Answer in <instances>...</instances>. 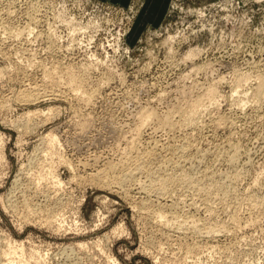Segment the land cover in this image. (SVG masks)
I'll list each match as a JSON object with an SVG mask.
<instances>
[{"label":"rangeland","instance_id":"374dc122","mask_svg":"<svg viewBox=\"0 0 264 264\" xmlns=\"http://www.w3.org/2000/svg\"><path fill=\"white\" fill-rule=\"evenodd\" d=\"M262 80L264 0H0V253L22 264H264ZM52 135L53 150L41 144ZM126 152H150L149 176L169 170L207 191L100 186L93 175ZM226 176L229 197L213 186ZM145 198L153 212L174 202L186 223L162 226L139 208ZM208 223L219 232L203 233Z\"/></svg>","mask_w":264,"mask_h":264},{"label":"bare ground","instance_id":"6f19581e","mask_svg":"<svg viewBox=\"0 0 264 264\" xmlns=\"http://www.w3.org/2000/svg\"><path fill=\"white\" fill-rule=\"evenodd\" d=\"M34 17H35V15H34ZM34 19V18H33ZM72 20V19H71ZM32 22V21H31ZM78 24H80V23H78ZM95 25V24H94ZM73 26V25H72ZM76 26V25H75ZM89 26V25H88ZM74 27V26H73ZM77 27H80V26H76V28ZM28 28V27H27ZM26 28V29H27ZM75 28V27H74ZM92 28V27H91ZM29 30H30V28H29ZM32 30V29H31ZM83 30H84V27H83ZM86 30V29H85ZM22 31V30H21ZM27 31V30H26ZM84 32V31H83ZM18 33V32H17ZM21 32H19L18 33V35H16V36H20L21 34H20ZM172 39V38H171ZM166 42V41H165ZM167 43V42H166ZM171 43V42H170ZM200 51V49H197V51ZM196 51V52H197ZM190 52H192V50L190 51ZM195 52V53H196ZM191 54V53H190ZM194 55V52L192 53V56ZM194 56H196V54L194 55ZM189 57V56H188ZM2 75V74H1ZM72 79H74V78H72ZM71 79V80H72ZM259 80V79H258ZM239 85V84H238ZM257 86V85H256ZM36 88L37 87H35V88H33L32 89V87L30 88L31 90H36ZM25 90V89H24ZM30 90V91H31ZM210 90H212V89H210ZM256 91H254V92H256V94H257V99H258V96H261V94L264 92V80H262V82H260L259 84H258V86L256 87V89H255ZM28 92V90H25V91H23V93H25V92ZM37 91H38V89H37ZM37 91H35V92H37ZM22 92V91H21ZM27 92L25 93V94H23V96L24 95H26L27 94ZM34 92V93H35ZM39 92V91H38ZM211 92V91H210ZM29 93H31V92H29ZM28 93V94H29ZM34 93H31L30 95H27V96H29V100H35L36 99V97L38 96V97H40L39 95H35ZM94 93V92H93ZM45 94V93H44ZM209 94V93H208ZM211 94L213 95V97L215 96V90L213 91L212 90V92H211ZM210 94V95H211ZM218 94V93H217ZM184 97V96H183ZM213 97H211V98H213ZM40 99V98H39ZM42 99H43V97H42ZM29 100H27V101H29ZM41 100V99H40ZM241 101V100H240ZM200 102V101H199ZM199 102H197V104L199 103ZM212 102V101H211ZM213 103V102H212ZM259 103V102H258ZM194 104H195V102H194ZM193 109V108H192ZM194 110V109H193ZM197 110V109H196ZM35 111V110H34ZM31 112V111H30ZM143 112V111H142ZM150 112V111H149ZM148 112V113H149ZM153 112V111H152ZM147 113V114H148ZM145 114V113H144ZM143 114V115H144ZM153 113H149V115H150V117L152 116L153 118H154V116L152 115ZM184 114V113H183ZM194 114V113H193ZM149 115H147L148 117H149ZM150 117L148 118V120L150 119ZM143 118V117H142ZM167 118V117H166ZM169 118V117H168ZM191 118V117H190ZM30 119V118H29ZM145 119V118H144ZM147 119V118H146ZM158 118H156V120H157ZM171 120V119H170ZM170 120H164V121H162V120H160V121H158L159 122V125L160 126H162L163 128H167V129H169V130H174L175 129V125L172 123V121H170ZM186 120V119H185ZM198 120V119H197ZM196 120V121H197ZM143 121V120H142ZM146 121V120H145ZM150 122V121H149ZM24 123V122H23ZM144 123V122H143ZM22 126V125H21ZM83 128V127H82ZM140 133V132H139ZM51 135V134H50ZM49 136V135H48ZM43 140H45V142L43 143V141H42V143L41 144H43L44 146H46V147H49L50 146V148H51V150H53V148L55 147V145L57 144V142H58V140H57V138H55V137H53V135L52 136H50V137H46V139H43ZM169 141V140H168ZM187 143V142H186ZM46 144V145H45ZM157 144V143H156ZM1 145H2V141H1V139H0V148H1ZM135 145V144H134ZM41 146V145H40ZM154 147H155V145H154ZM44 148V147H43ZM49 150V149H48ZM47 150V152H48V154L47 155H51L53 152L50 150V151H48ZM43 151V150H42ZM132 151V150H131ZM46 152V151H45ZM122 152H124V151H122ZM1 153V152H0ZM237 153V152H236ZM150 154V152L149 153H147V152H142V153H140V152H134L133 154H131V153H124L123 155H122V157H120L119 158V160L115 163H112V162H109V163H107L106 165H103L105 168L103 169V170H101V171H99L95 176L93 175V178H96L97 179V182L100 184V186L102 185V186H105V187H107L108 189H112L113 187L115 188H120L121 187V189L122 188H126V189H128V191L127 192H129L130 190H131V188H136V189H138V192L140 193L141 191H149V190H155L154 189V187L156 186V193L158 194V195H160V196H169L170 195V193L172 192V191H175V189H179V188H182V187H186V189L187 188H189V189H191V190H193L194 189V191L196 190L197 192H200L201 193V191H207V184H208V182H206L207 184H205V183H203L202 181H204V180H202V179H199V180H197V179H194V178H189V177H176V176H174V175H172V174H168V171H166L167 173H163L162 174V176L159 174V176L157 177H154L155 175H153V174H151V175H153V176H149L150 175V173H147V168L149 167H147V159H148V155ZM235 154V153H234ZM151 155V154H150ZM2 155L0 156V161L2 160ZM38 157V156H37ZM52 157H53V154H52ZM65 159V158H64ZM232 160H235V159H233L232 158ZM41 162V161H40ZM66 162V161H65ZM169 162V161H168ZM35 163V162H34ZM177 164V163H176ZM178 166V165H177ZM40 168V167H39ZM53 170V169H52ZM39 172V171H38ZM50 173L49 174H52V172L51 171H49ZM148 172H150V171H148ZM160 172V171H159ZM170 172V171H169ZM139 173H144V174H149L148 175V177H147V179H145V180H147L146 182H143L144 183V185H143V183H142V181L141 180H139ZM161 173V172H160ZM173 173V172H172ZM191 176V175H190ZM212 176L213 175H211V178H209V180H210V182H211V184H213V182L214 183H217V182H220L219 180H217L216 182H215V180L213 181V178H214V176H215V174H214V176H213V178H212ZM51 177H52V175H51ZM192 177V176H191ZM229 177V176H228ZM227 176H226V178H228ZM225 178V179H226ZM207 179H208V177H207ZM216 179V178H215ZM219 179V178H218ZM223 179V178H222ZM232 179V178H231ZM200 180H202V181H200ZM207 181V180H206ZM58 182V181H57ZM221 182H222V180H221ZM231 182H233L232 180H230V177H229V179H227V181H225L224 180V182H222L220 185H218V184H216V185H213L214 187H215V189H214V191L216 192V193H218V194H224V195H226V197L228 196V195H230V189H229V187H231V185H229V183H231ZM60 183V182H59ZM58 183V184H59ZM210 184V185H211ZM135 185V187H133ZM209 185V186H210ZM208 186V187H209ZM213 186H211L212 188H214ZM179 187V188H178ZM237 188V187H236ZM174 189V190H173ZM209 189H211L210 187H209ZM208 189V190H209ZM37 190V189H36ZM213 190V189H212ZM125 191V192H126ZM137 191V190H136ZM171 191V192H170ZM195 191V192H196ZM196 192V193H197ZM210 192V191H209ZM214 192V193H215ZM117 193V192H116ZM133 193H134V191H133ZM175 193V192H174ZM223 196V195H222ZM231 196V195H230ZM214 197H216V196H214ZM229 197V196H228ZM211 198V197H210ZM262 198V197H261ZM193 199V198H192ZM254 199V198H253ZM140 200H142V199H140ZM145 201H141L140 203H139V208H141V210H145V212L148 210V211H151V213H153V215L155 216V218L156 219H158V222L162 225V223H166V224H168V226H171L172 224L175 226H177V227H181V226H184V224H183V222L184 223H186V218H188V217H186L185 215L186 214H184V213H177V212H175V211H177V207H175L176 205L174 204V202L172 203V204H170V203H165V205L164 206H160L161 208L160 209H158V210H154V212L151 210L154 206H153V204L148 200V201H146V198L144 199ZM226 200V199H225ZM249 200V199H248ZM59 201V200H58ZM262 202V201H261ZM136 203V202H135ZM224 203V202H223ZM36 204V203H35ZM225 204V203H224ZM12 206V205H11ZM15 206H16V204H15ZM138 206V205H137ZM253 206V205H252ZM258 206V205H257ZM14 207V206H13ZM57 207V206H56ZM152 207V208H151ZM158 208H159V206H157ZM45 209V208H44ZM210 209V208H209ZM207 210V209H206ZM179 211V210H178ZM210 211H212V210H210ZM31 213V212H30ZM148 213V212H147ZM258 213V212H257ZM29 214V213H28ZM51 214V213H50ZM236 214V213H235ZM47 216V215H46ZM153 216V217H154ZM58 217V216H57ZM56 217V218H57ZM186 217V218H185ZM251 217V216H250ZM55 216L54 215H52L51 217H49V221L47 222V223H49V224H53L54 223V221H55ZM54 219V221H52V220ZM234 221V220H233ZM46 222V221H45ZM57 223V222H56ZM160 225V226H161ZM163 226V225H162ZM197 226V225H196ZM204 227H203V233H205V234H207V235H209V234H214V233H218L219 232V230L220 229H218V227L219 226H216V225H214L213 223L212 224H210V223H208V224H205V225H203ZM224 227V226H223ZM171 228V227H170ZM199 228V227H198ZM222 228V227H221ZM202 230V229H201ZM224 230V229H223ZM197 231H199L198 229H197ZM221 231H222V229H221ZM195 233V232H194ZM202 232H201V234H203ZM200 234V233H199ZM220 234V233H219ZM193 243V242H192ZM186 247V252H187V254L188 255H194L195 254V252H198L197 250H198V245H196V244H194V245H188V246H185ZM211 250L213 249V251L214 250H216V248H214V247H211L210 248ZM199 250H201V249H199ZM17 251V250H16ZM19 251V250H18ZM35 251V250H34ZM213 251L211 252V253H213ZM3 253V252H2ZM35 253V252H34ZM199 253V252H198ZM17 254V253H16ZM30 254V253H29ZM247 254V253H246ZM15 255V252H13V251H9V252H6V253H3V254H1L0 253V264H4L3 262H5V260L7 261V264H20L24 259V257H20V258H18V260L19 261H17V259H15L13 256ZM36 256V255H35ZM195 256V255H194ZM6 257V258H5ZM31 257L32 258H34V255L33 254H31ZM39 257V256H38ZM5 258V259H4ZM36 258H37V256H36ZM36 258H34V260L36 259ZM23 259V260H22ZM27 259H29V258H27ZM38 259V258H37ZM37 259H36V262H38L37 261ZM31 260V259H30ZM41 260V259H40ZM40 262V261H39ZM6 264V263H5ZM22 264V263H21ZM36 264H38V263H36Z\"/></svg>","mask_w":264,"mask_h":264}]
</instances>
